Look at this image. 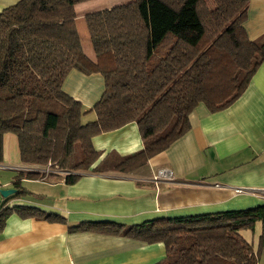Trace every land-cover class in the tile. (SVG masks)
Wrapping results in <instances>:
<instances>
[{
	"label": "trees",
	"instance_id": "trees-1",
	"mask_svg": "<svg viewBox=\"0 0 264 264\" xmlns=\"http://www.w3.org/2000/svg\"><path fill=\"white\" fill-rule=\"evenodd\" d=\"M85 0H19L0 11V162L2 136L16 135L20 161L48 171H18L12 197L27 193L24 178L88 170L102 151L92 137L135 122L142 148L105 156L92 171L132 172L189 129L200 103L208 111L232 104L264 60V37L250 40L247 0H127L83 15L92 52L84 51L74 6ZM71 69L99 72L104 90L88 109L62 89ZM94 112L86 122L81 117ZM78 145L80 158L71 162ZM51 170V172H50ZM0 226L15 212L65 223L28 205L4 206ZM261 224L256 248L242 234ZM69 231L121 234L161 242L153 264H257L264 245V204L250 208L157 217L133 224L84 221Z\"/></svg>",
	"mask_w": 264,
	"mask_h": 264
},
{
	"label": "crops",
	"instance_id": "crops-1",
	"mask_svg": "<svg viewBox=\"0 0 264 264\" xmlns=\"http://www.w3.org/2000/svg\"><path fill=\"white\" fill-rule=\"evenodd\" d=\"M18 1L0 0V11ZM125 1L90 2L97 5L86 6L83 13ZM247 3L243 22L247 37H264V0ZM75 13V20L81 17L76 9ZM62 89L88 109L104 90L103 77L99 72L85 74L71 69ZM92 144L102 151L93 166L106 155L124 156L142 148L135 122L93 136ZM92 167L73 171L78 175L73 183L64 182L66 172L60 171L41 179L21 180L27 193L16 197L11 194L5 207L33 206L61 215L65 223L9 213L0 226V264H153L165 256L161 242L147 243L121 234L69 231L68 226L97 220L126 225L157 217L264 204V60L232 104L217 111L198 104L189 114V129L149 158L145 166L129 173L95 172ZM160 169L170 170L171 176L158 175ZM23 170L48 171L46 166L22 163L16 135L6 132L2 136L0 187L14 188L12 180ZM26 183H34V188ZM260 232L257 221L251 232L253 248ZM241 233L248 240L243 230ZM257 264H264V245Z\"/></svg>",
	"mask_w": 264,
	"mask_h": 264
},
{
	"label": "rangeland",
	"instance_id": "rangeland-1",
	"mask_svg": "<svg viewBox=\"0 0 264 264\" xmlns=\"http://www.w3.org/2000/svg\"><path fill=\"white\" fill-rule=\"evenodd\" d=\"M95 1H101V0H85V1H83L81 3L88 2L89 3L88 5H86L87 3H84L82 5L81 4L80 5H76V7H75L76 11L78 12V16H81V17H79V18H77L75 20L76 29H77L78 34L80 36V40H81L82 47H83L84 51L87 52V53H91L92 52V48H91V43H90V40H89V37H88L87 30H86V26H85V22H84V19H83V15L86 12L92 11V10L91 9H88L84 13H83V11H85L84 9H85L86 6H89V5H97V3H95V4L90 3V2H95ZM103 1H105V0H103ZM110 1L111 0H108V2H110ZM207 2H210V0H207ZM84 115H85L84 117H81V121L82 122H86V121H89V120H92V119L95 118V114L92 111L87 112ZM79 158H80V151H79L78 145H76L75 146V150H74V152H73V154L71 156V162H76ZM113 159H115V156H112V157L109 158V160H113ZM5 176H6V174H4V177ZM0 183L3 184L1 182V174H0ZM26 185L27 186H31V188H34L32 185H35V184L34 183H26ZM24 187H26V186H24ZM243 232H244V235L245 234L247 235L248 241L251 242V235H252L251 232L252 231L250 229L249 230L244 229Z\"/></svg>",
	"mask_w": 264,
	"mask_h": 264
},
{
	"label": "built area",
	"instance_id": "built-area-1",
	"mask_svg": "<svg viewBox=\"0 0 264 264\" xmlns=\"http://www.w3.org/2000/svg\"><path fill=\"white\" fill-rule=\"evenodd\" d=\"M171 174H172L171 171L170 170H167V169H160L158 171V175H161L162 177H166V178H169L171 176ZM2 208H3V206L1 205V202H0V210Z\"/></svg>",
	"mask_w": 264,
	"mask_h": 264
},
{
	"label": "water",
	"instance_id": "water-1",
	"mask_svg": "<svg viewBox=\"0 0 264 264\" xmlns=\"http://www.w3.org/2000/svg\"><path fill=\"white\" fill-rule=\"evenodd\" d=\"M15 189L14 188H7V189H2L0 188V197H7L8 195H11L14 193Z\"/></svg>",
	"mask_w": 264,
	"mask_h": 264
}]
</instances>
